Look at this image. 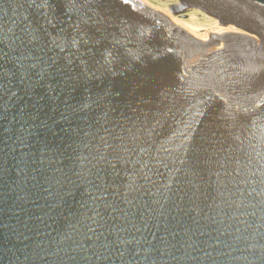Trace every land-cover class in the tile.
Listing matches in <instances>:
<instances>
[{"label": "water", "instance_id": "1", "mask_svg": "<svg viewBox=\"0 0 264 264\" xmlns=\"http://www.w3.org/2000/svg\"><path fill=\"white\" fill-rule=\"evenodd\" d=\"M174 1L0 0V264H264V3Z\"/></svg>", "mask_w": 264, "mask_h": 264}, {"label": "bare ground", "instance_id": "2", "mask_svg": "<svg viewBox=\"0 0 264 264\" xmlns=\"http://www.w3.org/2000/svg\"><path fill=\"white\" fill-rule=\"evenodd\" d=\"M140 1V0H138ZM146 6L152 8L156 12H162V13H168L170 12L162 5H149L143 1H140ZM170 3V2H169ZM177 4L176 2H173V5ZM167 10V11H166ZM184 15V14H183ZM180 17V16H178ZM185 19L194 21L198 23L200 26H202L205 30H207L209 33H215L217 36H226V37H233L240 34H247L245 31H243V27L240 25H234L233 23H230L227 27L222 28L218 26L217 20L214 18H211L207 16L204 13H201L197 10H193L191 13L187 14L185 16Z\"/></svg>", "mask_w": 264, "mask_h": 264}, {"label": "rangeland", "instance_id": "3", "mask_svg": "<svg viewBox=\"0 0 264 264\" xmlns=\"http://www.w3.org/2000/svg\"><path fill=\"white\" fill-rule=\"evenodd\" d=\"M140 1H143L149 5H162L164 6L168 11H169V8L173 5V2H175L174 0H140ZM170 2V3H169ZM264 3V2H262ZM166 10V11H167ZM193 10L192 9H187L185 10L184 12H182L180 15H177V16H180L181 18H184L185 19V16L189 13H191ZM170 12V11H169ZM170 14H172L170 12ZM184 14V15H183ZM173 15V14H172Z\"/></svg>", "mask_w": 264, "mask_h": 264}, {"label": "trees", "instance_id": "4", "mask_svg": "<svg viewBox=\"0 0 264 264\" xmlns=\"http://www.w3.org/2000/svg\"><path fill=\"white\" fill-rule=\"evenodd\" d=\"M259 2H264V0H258Z\"/></svg>", "mask_w": 264, "mask_h": 264}]
</instances>
